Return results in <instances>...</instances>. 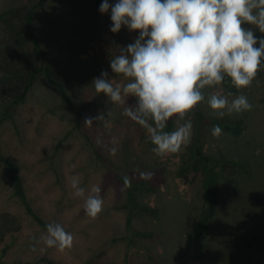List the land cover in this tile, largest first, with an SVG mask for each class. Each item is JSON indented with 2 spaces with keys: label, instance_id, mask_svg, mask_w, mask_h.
Segmentation results:
<instances>
[{
  "label": "rangeland",
  "instance_id": "1",
  "mask_svg": "<svg viewBox=\"0 0 264 264\" xmlns=\"http://www.w3.org/2000/svg\"><path fill=\"white\" fill-rule=\"evenodd\" d=\"M38 2L0 0V13L15 7L25 13ZM101 3L43 0L34 28L49 51L54 78L65 83L82 111L83 130L121 174L155 185L153 192L138 195V203L158 212L135 211L132 227L127 225L125 187L111 179L83 131L75 128L77 113L40 76L13 120L0 129V151L19 167L27 196L44 224L15 195L9 169L0 159V264H49L47 259L57 264H264V75H256L246 88L230 90L222 82L205 90L200 107L208 115L216 116L207 103L210 94L229 100L245 95L252 108L225 115L245 121L247 129L238 138L225 131L214 137L213 127L204 128L205 152L241 166L223 182L210 230L196 237L193 228L205 198L200 178L177 173L186 147L175 154H155L146 143V130L124 115L135 98L112 103L92 85L103 71L114 86L128 82L112 72L110 59L119 53L117 46L126 47L138 36L127 28L112 33L110 12L100 13ZM86 119L93 121L86 125ZM184 119L194 124L191 113ZM77 174L86 189L102 190L103 207L95 218L85 214L82 198L71 195L69 178ZM49 223H59L73 235L70 249L61 252L36 243Z\"/></svg>",
  "mask_w": 264,
  "mask_h": 264
},
{
  "label": "clouds",
  "instance_id": "2",
  "mask_svg": "<svg viewBox=\"0 0 264 264\" xmlns=\"http://www.w3.org/2000/svg\"><path fill=\"white\" fill-rule=\"evenodd\" d=\"M99 11L110 12L112 33L127 28L138 36L126 47L117 46L119 53L110 59L112 72L128 82L114 86L103 71L92 85L112 103L135 98L124 115L146 130L159 156L175 154L191 142L193 124L184 118L205 100L206 89L226 77L237 89L246 88L264 68V36L254 31L264 33V0H102ZM207 103L219 118L252 108L245 95L229 100L210 94ZM174 117L175 129L166 130ZM221 134L215 125L212 135ZM69 187L71 195L83 199L87 216L101 213L100 187L86 189L78 174L69 178ZM40 242L63 252L73 246L74 237L61 224L49 223Z\"/></svg>",
  "mask_w": 264,
  "mask_h": 264
},
{
  "label": "trees",
  "instance_id": "3",
  "mask_svg": "<svg viewBox=\"0 0 264 264\" xmlns=\"http://www.w3.org/2000/svg\"><path fill=\"white\" fill-rule=\"evenodd\" d=\"M42 2L43 0H39L25 13L22 7H15L0 13V22L3 23V27L0 25V129L7 121L13 120L18 105L27 99L37 79L44 76L57 88L63 101L77 113L75 128L83 131L87 141L94 149L98 162L110 171L112 180L125 187L127 206L130 210L127 225L132 227L133 212H149L151 214L158 212L157 209L142 206L138 203V195L144 192H153L155 185L145 178H133L121 174L113 162L94 143L93 138L83 130L82 111L70 97L65 83L54 78L49 51L39 40L34 28L36 11ZM255 35L261 37L260 33L255 32ZM257 75H264V68L258 71ZM223 83L230 90L237 89L227 77ZM191 114L194 121L192 138L181 157L177 173L179 176L192 175L201 180L205 202L197 217L193 233L196 237H202L210 230L212 221L218 211L224 180L237 174L241 166L240 162L236 160L215 158L205 152L204 128L219 125L222 131L238 138L245 133L247 126L243 119H233L227 116L219 118L208 115L201 109L200 104L193 109ZM175 120L174 117L173 120L168 122L166 130L172 131L175 129ZM145 140L150 148L154 147L148 135L145 136ZM0 159L9 169L15 195L26 206L27 210L40 223L44 224L43 219L34 211L27 196L17 164L10 157L1 154V151ZM136 234L147 235L148 233L138 232ZM47 262L57 264L52 259H47Z\"/></svg>",
  "mask_w": 264,
  "mask_h": 264
}]
</instances>
